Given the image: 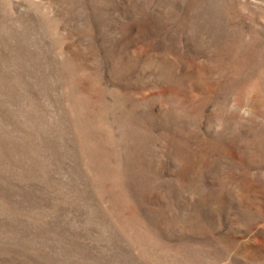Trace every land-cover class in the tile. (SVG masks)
Here are the masks:
<instances>
[{"label": "rangeland", "instance_id": "rangeland-1", "mask_svg": "<svg viewBox=\"0 0 264 264\" xmlns=\"http://www.w3.org/2000/svg\"><path fill=\"white\" fill-rule=\"evenodd\" d=\"M0 264H264V0H0Z\"/></svg>", "mask_w": 264, "mask_h": 264}]
</instances>
